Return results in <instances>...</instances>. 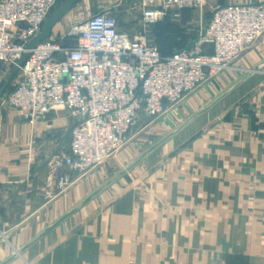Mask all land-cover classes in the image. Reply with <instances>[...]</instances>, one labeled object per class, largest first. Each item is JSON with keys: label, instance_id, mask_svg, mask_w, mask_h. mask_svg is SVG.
<instances>
[{"label": "crops", "instance_id": "0c3cea01", "mask_svg": "<svg viewBox=\"0 0 264 264\" xmlns=\"http://www.w3.org/2000/svg\"><path fill=\"white\" fill-rule=\"evenodd\" d=\"M67 1L56 0L49 18ZM146 1L80 0L47 39L84 21V9L113 14L121 31L134 34ZM260 3L208 0L200 9L171 11L152 26L158 50L188 48L212 6ZM182 102L178 113L151 126L158 138L149 148H127L105 166L73 176L63 191L48 189L46 176L51 157L67 154L65 112L27 121L0 107V264H264V38Z\"/></svg>", "mask_w": 264, "mask_h": 264}, {"label": "built area", "instance_id": "2783aa9c", "mask_svg": "<svg viewBox=\"0 0 264 264\" xmlns=\"http://www.w3.org/2000/svg\"><path fill=\"white\" fill-rule=\"evenodd\" d=\"M207 1L142 2L141 30L134 34L121 31L115 15L98 12L28 51L56 0H0V65L12 69L28 53L20 78L0 105L27 121L41 120L56 109L71 121L70 152L49 160L48 189L63 191L73 176L103 165L142 120L161 117L264 38L260 3L212 6L196 40L168 56L149 42L147 29L171 11L200 9ZM0 239L5 233L0 232Z\"/></svg>", "mask_w": 264, "mask_h": 264}, {"label": "water", "instance_id": "95a60500", "mask_svg": "<svg viewBox=\"0 0 264 264\" xmlns=\"http://www.w3.org/2000/svg\"><path fill=\"white\" fill-rule=\"evenodd\" d=\"M80 0H68L65 5H63L61 8L56 10L53 15L47 20L45 25L43 26L40 34L31 41V43L27 46V50H32L35 48V46L38 43L43 42L46 40L52 30V28L63 18V16ZM28 53H25L21 59L17 62V64L12 68V71L10 75L8 76L7 80L5 81L1 91H0V99L3 97L5 92L7 91L8 87L10 86L11 82L15 78V76L18 74L19 69L24 65L26 59H27ZM64 143L66 145L65 151L66 153L70 152V141H71V129H68L66 133L63 136ZM155 148H152L150 151L154 150ZM146 155V154H145ZM143 155L140 159L135 161L132 165H130L127 169L121 171L118 173L115 177H113L110 181H108L103 187L95 191L92 195H90L87 199H85L78 207L61 217L59 220H57L53 225L48 227L37 239L34 240L36 242L37 240L41 239L42 237L50 234L53 230H55L59 225H61L64 221H66L69 217H71L79 207L87 204L90 200H92L94 197H96L99 193H101L103 190H105L107 187H109L113 182H115L117 179L122 177L126 172H128L130 169H132L134 166H136L143 158ZM33 242V243H34ZM27 247L22 249L19 254L23 253L26 250Z\"/></svg>", "mask_w": 264, "mask_h": 264}, {"label": "rangeland", "instance_id": "374dc122", "mask_svg": "<svg viewBox=\"0 0 264 264\" xmlns=\"http://www.w3.org/2000/svg\"><path fill=\"white\" fill-rule=\"evenodd\" d=\"M204 8V7H203ZM206 10V9H205ZM204 10V11H205ZM210 11V10H209ZM98 12H91L88 9H84L82 11L83 16H90L93 14H96ZM125 13V12H123ZM118 14H122V12L118 13ZM88 15V16H87ZM206 20H207V16H205V18L203 19V25L204 23L206 24ZM138 31L141 30V27L139 25ZM153 27H150L149 29H147V37L149 42L154 45L157 49L160 50V45L162 44L160 41V38L156 37V35L154 34L153 31ZM162 47V46H161ZM12 69L8 66L5 65H0V91L5 83V81L7 80L8 76L10 75ZM226 72V71H225ZM223 72V73H225ZM223 73H220L219 75H217L214 79L212 80H216L219 76H221ZM20 78L19 73L15 76V78L13 79V81L11 82L10 86L8 87L7 91L5 92V94L3 95V97L8 93V91L12 88V85H15L18 81V79ZM211 80V81H212ZM199 89V88H198ZM183 101V100H182ZM178 103L175 106H172L171 108H169L165 114H163L161 117L155 119V120H150L149 122H146L142 125H138L137 129L129 136V138L127 139L125 145L115 154L113 155V157H111L109 160L110 161L112 159L115 158L116 155H118L119 153H121L122 151H124L127 148H134L136 149V152L141 153L144 150H146L147 148H149L156 140L158 137L155 136V134L150 132L151 126L155 123H157L159 120H161L162 118L166 117V116H171L172 114H176L179 111V108L181 107L183 102ZM0 107H5V105H0ZM105 162L104 165H101L99 167L105 166L106 163ZM97 167V168H99ZM95 168V169H97Z\"/></svg>", "mask_w": 264, "mask_h": 264}, {"label": "trees", "instance_id": "16d2710c", "mask_svg": "<svg viewBox=\"0 0 264 264\" xmlns=\"http://www.w3.org/2000/svg\"><path fill=\"white\" fill-rule=\"evenodd\" d=\"M159 52H160V51H159ZM160 53H161L162 55H164V56H168V55H166V54H164V53H162V52H160ZM172 53H173V52H172ZM172 53H170V54H172ZM170 54H169V55H170ZM10 90H11V89H10ZM10 90H9V91H10ZM9 91H8V92H9Z\"/></svg>", "mask_w": 264, "mask_h": 264}]
</instances>
